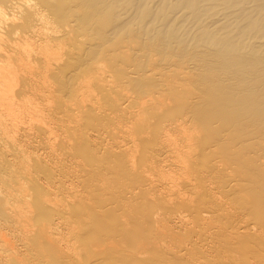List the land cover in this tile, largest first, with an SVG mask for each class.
<instances>
[{
	"label": "bare ground",
	"instance_id": "obj_1",
	"mask_svg": "<svg viewBox=\"0 0 264 264\" xmlns=\"http://www.w3.org/2000/svg\"><path fill=\"white\" fill-rule=\"evenodd\" d=\"M0 264H264V0H0Z\"/></svg>",
	"mask_w": 264,
	"mask_h": 264
}]
</instances>
